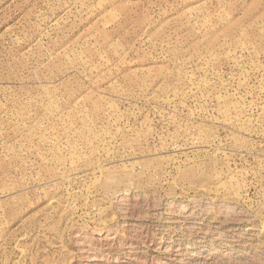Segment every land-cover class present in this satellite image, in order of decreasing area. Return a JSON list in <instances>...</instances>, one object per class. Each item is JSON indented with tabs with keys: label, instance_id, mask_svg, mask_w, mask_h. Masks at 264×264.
I'll list each match as a JSON object with an SVG mask.
<instances>
[{
	"label": "rangeland",
	"instance_id": "1",
	"mask_svg": "<svg viewBox=\"0 0 264 264\" xmlns=\"http://www.w3.org/2000/svg\"><path fill=\"white\" fill-rule=\"evenodd\" d=\"M0 264H264V0H0Z\"/></svg>",
	"mask_w": 264,
	"mask_h": 264
}]
</instances>
